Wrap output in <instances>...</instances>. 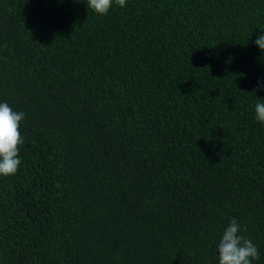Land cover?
<instances>
[{"label": "trees", "instance_id": "16d2710c", "mask_svg": "<svg viewBox=\"0 0 264 264\" xmlns=\"http://www.w3.org/2000/svg\"><path fill=\"white\" fill-rule=\"evenodd\" d=\"M260 34L264 0H0V264H218L230 217L264 264Z\"/></svg>", "mask_w": 264, "mask_h": 264}, {"label": "clouds", "instance_id": "9594fccd", "mask_svg": "<svg viewBox=\"0 0 264 264\" xmlns=\"http://www.w3.org/2000/svg\"><path fill=\"white\" fill-rule=\"evenodd\" d=\"M113 3L126 7V0H86L88 8L100 16L107 14ZM254 44L264 54V34L258 35ZM257 90L259 86L252 92ZM255 118L264 124V102L256 103ZM24 119L25 113L16 112L6 102H0V176H13L20 167L19 151L24 143L20 123ZM242 231H247L246 227L242 228L237 218L230 217L217 245L218 264H252L253 260L259 259L257 247L240 234Z\"/></svg>", "mask_w": 264, "mask_h": 264}]
</instances>
